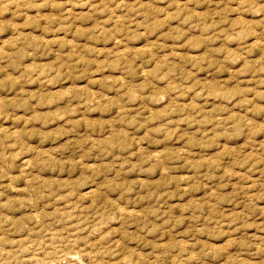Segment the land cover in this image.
I'll list each match as a JSON object with an SVG mask.
<instances>
[{
    "label": "rangeland",
    "instance_id": "rangeland-1",
    "mask_svg": "<svg viewBox=\"0 0 264 264\" xmlns=\"http://www.w3.org/2000/svg\"><path fill=\"white\" fill-rule=\"evenodd\" d=\"M0 264H264V0H0Z\"/></svg>",
    "mask_w": 264,
    "mask_h": 264
}]
</instances>
